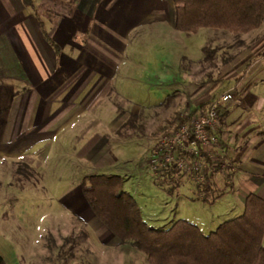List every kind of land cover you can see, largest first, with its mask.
I'll return each instance as SVG.
<instances>
[{"label": "crops", "instance_id": "0c3cea01", "mask_svg": "<svg viewBox=\"0 0 264 264\" xmlns=\"http://www.w3.org/2000/svg\"><path fill=\"white\" fill-rule=\"evenodd\" d=\"M23 1L0 0V172L28 182L30 174L35 179L58 174L54 183L68 186L60 199L69 202L70 216L88 228L82 213L88 209L89 215H95L81 190L83 176L115 165L130 139L146 137L139 113L142 105L134 103L131 108L119 99L125 97L120 80L137 78L122 77V64L137 62L136 55H141L137 48L148 46L146 39H135L134 31L143 33L149 24L160 27L164 22L168 29L175 28L173 3L32 0L27 5ZM208 29L198 31L224 32ZM230 40V50L222 54L237 56L224 63L220 76L234 81L221 93L232 88L236 99L219 103L220 121L211 133L213 147L225 159L219 169L225 173V185H232L239 175L244 196L256 191L264 197V118L260 114L264 95L256 91L260 83L264 85V25L242 33L240 43ZM236 43L242 46L235 52ZM174 87V97L183 99V107H178L181 113L206 107L217 98L213 87L202 91L198 86L193 92L199 97L187 104L191 88ZM232 105L241 107V112L229 118ZM133 113L137 117L131 121ZM155 142L152 136L150 148ZM93 232L98 242L112 236L109 231Z\"/></svg>", "mask_w": 264, "mask_h": 264}, {"label": "rangeland", "instance_id": "374dc122", "mask_svg": "<svg viewBox=\"0 0 264 264\" xmlns=\"http://www.w3.org/2000/svg\"><path fill=\"white\" fill-rule=\"evenodd\" d=\"M165 24L160 27L149 24L143 33L134 31L135 39H146L148 46L138 47L137 52L142 56L136 55L137 62L124 63L120 70L122 77L137 76L132 82L120 80L124 84L123 94L129 100L120 95L119 99L131 108L134 103L142 105L139 113L143 115L142 129L146 137L130 139L123 148L126 152L118 157L119 161L101 171L122 177L120 188L133 195L150 227H168L177 219L185 218L209 233L222 220L242 213L244 193L237 183L239 175L232 185H225V173L218 170L215 188L211 189L207 199H203L205 193L191 174H182L174 180L155 172L146 160L151 152V137L157 141L164 129H173L179 116L186 115L178 110L183 99L176 94L174 102L172 99L167 107L160 105L174 93L175 85L182 89L185 85L191 88L192 94L186 95L187 104L199 97L200 94L193 92L198 86L202 91L213 87L211 92L214 91L217 97H220L221 90L230 87L234 80H221V57L224 50H230L227 44L234 37L225 31L187 33L172 27L168 29ZM203 45L216 51V66L203 59ZM241 46L237 44L234 51ZM256 91L264 95V85L260 83ZM232 107L229 118L241 112V107ZM260 114L264 118V112ZM18 177L0 172V255L7 264H149L147 255L136 250L131 243L115 244V235L96 241L93 231L98 235L109 230L99 217L89 215L88 209L82 213L88 219V228L79 218L70 216L67 211L72 209L69 202L60 199L68 186L65 182L54 183L58 174H44L36 179L30 174L27 177L30 182ZM108 233L111 235L110 231Z\"/></svg>", "mask_w": 264, "mask_h": 264}, {"label": "trees", "instance_id": "16d2710c", "mask_svg": "<svg viewBox=\"0 0 264 264\" xmlns=\"http://www.w3.org/2000/svg\"><path fill=\"white\" fill-rule=\"evenodd\" d=\"M23 2L28 5L32 0ZM171 3L173 25L182 32L196 33L200 27L216 28L232 32L236 42L240 43L242 33L264 25V0H171ZM201 50L203 59L216 66V51L207 45ZM233 58L234 54H224L222 65ZM211 77L209 75V79ZM173 97L174 94L169 95L164 103H170ZM198 109L194 107L191 113ZM135 117L137 114L133 113L129 119L133 121ZM169 130L172 129L168 127L164 132ZM215 160V170L204 167L205 178L196 183L205 193L203 199H207L215 185V171L222 167L225 159L219 153ZM154 171L174 180L182 174H190L171 167ZM121 184L122 177L117 173H90L83 176L81 190L94 215L117 238L115 242L121 245L131 243L136 250L147 255L149 264H264V197L256 191L245 194L240 215L222 220L214 231L206 233L185 218L177 219L168 227H150L138 202L131 193L120 188ZM0 264H7L2 255Z\"/></svg>", "mask_w": 264, "mask_h": 264}, {"label": "built area", "instance_id": "2783aa9c", "mask_svg": "<svg viewBox=\"0 0 264 264\" xmlns=\"http://www.w3.org/2000/svg\"><path fill=\"white\" fill-rule=\"evenodd\" d=\"M234 99L233 89H227L206 107H199L195 113L186 112L182 116L183 121H178L171 131L162 133L152 145L147 164L153 170L165 167L184 170L196 183H201L205 178L202 169L208 167L213 171L217 166L215 159L218 153L213 147L215 138L211 133L220 121L219 103Z\"/></svg>", "mask_w": 264, "mask_h": 264}]
</instances>
